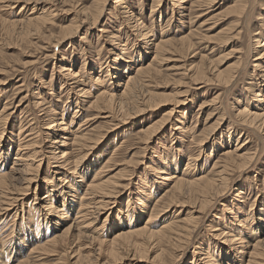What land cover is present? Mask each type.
I'll return each instance as SVG.
<instances>
[{
    "label": "bare ground",
    "instance_id": "obj_1",
    "mask_svg": "<svg viewBox=\"0 0 264 264\" xmlns=\"http://www.w3.org/2000/svg\"><path fill=\"white\" fill-rule=\"evenodd\" d=\"M0 1H3L5 4L7 1H11L13 5H20L22 3L24 8L32 3V8H30L28 16L23 18L20 17V19L12 21L10 26H12V28L26 30V32L32 31L36 33L37 31H43L46 29L49 17L52 16V12L50 11L52 7L59 4L64 5L69 3V0H53L51 5L48 4L47 0ZM197 1L196 8H199L205 0H203L202 4H198V7ZM99 2L97 1V4L101 5ZM104 3H102V7ZM123 3H125L123 0L113 1V5L115 6H121ZM160 4V0H156L152 3V9L158 11V7L161 6ZM95 6L97 5L95 4ZM97 7H95V14H92V17L90 16L91 22H89L92 24L91 27H94L96 22H98L102 13L101 8L99 10ZM35 8H38L37 12H34ZM123 9L126 10L123 14L130 13L128 6L125 8L123 7ZM89 10L92 11L94 9L92 7V10ZM90 11H87V13H90ZM184 14L185 13L182 14V17L185 16ZM85 16L86 15H84V17ZM161 16V13L158 11V18L161 19ZM90 18L86 19L90 20ZM126 19L129 22L130 30H132V32L136 30V36L138 35L142 40L143 48L136 47L135 54L134 52L129 53L126 50V47L128 48V45L133 46L131 44L132 42L129 43V39H126V41H120L118 35H113L111 36V39L113 37L111 40V46H113V49L117 48L120 50L119 53H113L114 56L112 57L111 62L107 65V68H99L100 70L99 73L96 72L97 74H95L96 70L93 71L92 69L86 73V71H82L79 66V70L76 72L72 70L73 68L71 69L72 65L65 70V72H67L66 75H68L69 78H71L70 80L73 81L72 84L74 89L72 90H75L76 97L85 96L88 91L84 88V82H86V85L88 86H93V84H95L97 89L95 93L89 96L90 100L88 101V108L106 114V120L110 119L108 121L113 120L116 117V113L118 114L120 112V114L124 116L121 121L123 124L130 119L132 115L141 114L144 109L149 111V109L157 107L160 103L163 104V102H165L163 97L162 99L164 101L161 98H158V96L149 94V89L147 91L145 90V87L147 86V82L152 80V78L160 72L155 65L160 66L161 64H159V62L166 58L165 56L168 53L176 51H173V43L171 44L169 39H164L159 36V40L154 42L153 38L156 35L154 36V34H151V36H148V32L150 31H147V29H145L147 32H144L143 34V31H140V25L137 22L136 16L132 19L130 17ZM133 19L134 22L130 23ZM81 21L83 22L85 20L81 19ZM125 21L126 20H124V22ZM71 23L73 25V22ZM230 25L231 24L228 26ZM2 27H4V25ZM5 28L6 27H4V30ZM52 32L53 31L50 33ZM256 32L257 33L252 36L254 41L250 52L253 53L254 58L252 59V62H254V64H252L253 70L255 76L259 77L260 83L258 82V79L251 81L245 90V98H242V94L241 96L239 95L236 97L235 100L237 105H239V108L234 112L235 116L238 118L239 125L245 127L246 133L257 131L264 135V39H262L264 35L263 33L260 34L258 31ZM59 34L61 35V38L53 41V44H61L63 41H67L68 37H71L68 36L69 33L67 29L61 28ZM185 38V36L180 38L179 42H186ZM54 39L56 38L54 37ZM120 46L122 47L120 48ZM188 46L190 47L191 43ZM176 49H178V47ZM235 52L236 51H234V53ZM144 60H146V62H144ZM60 61L61 62L59 63H61V65L66 64V56L63 55ZM220 63H223V61ZM63 68L65 67L63 66ZM232 70H234V68H232ZM197 71L199 72V70ZM110 72L111 74H109ZM231 75L232 77L230 79L231 81H234V75ZM202 78H204V76H202ZM3 82L5 81L3 80ZM32 96L33 105L37 109H41L44 105L39 101L40 98L38 97V93L33 91ZM69 97L70 94L66 92V103H69ZM170 97H172V95L169 96V100ZM182 99L183 100L175 99L172 108H170V110L168 109V112L166 111V113L163 114V117L161 115V120L157 122L153 121L154 123L151 124H143V122H140L138 124V130L134 134L135 137L133 136L137 139H135V141L143 143L144 145L149 143L162 127L174 119L173 116L174 114L176 115V111H178L177 109L185 105L187 99H184V97ZM169 100L167 103H170ZM250 101L251 104H249ZM83 102L84 101L78 100L74 102L75 111L70 118L71 120H67V117H65L64 114L70 107H67V109L63 107L52 108V106L48 105V107L40 110L45 111V113H51V117L45 124L46 127L44 128L46 130V133L44 134L45 140H40L38 130L33 127L32 119L26 121L25 124L23 123L24 120L18 123L12 121L13 117L10 116L11 114L8 112L11 104H9V102H3V99H0V264H8L11 255L17 258V264H65L66 259L70 260V264H121L126 260L129 261V264H147L148 262L146 261L148 259V261L151 262L160 260L162 264H175L177 260L176 262L167 261L168 259H164V254L170 252V250L174 251L177 249L178 251V249L182 248L184 242H188L199 226L198 217L195 216L192 211L193 207H191L192 210L188 209V211L186 210L187 212L185 211V217L181 222L168 221L166 224L155 229L154 226L157 224L156 219L161 218L158 222H162L163 211L167 209L172 202H176L178 199L182 202L180 203L184 208L189 204L194 206L195 202L198 201L200 205L198 204L196 208L199 212L195 213H197V215L203 213V211L211 206L215 199H222L225 193L230 190L227 183L229 181L230 173L232 172L231 168L241 169L242 167L247 168L251 166V164L256 161L257 153H249L246 148H244L247 144L238 142V139H235V147L233 146L234 149L223 152L221 160L222 164L220 163L221 166L216 167L217 163L213 164L212 168L218 170L214 171L216 176L212 177L213 175L208 176L209 174L207 172H205V174L201 172L203 170V165L197 166L196 168V164L194 163L197 161V158L200 157L202 150H204L202 147L206 144V137H202V134L201 137L198 138L193 135L194 133H191L188 136V140H190L189 142L195 141L197 143V155L189 154L188 144L182 143L181 139L178 140V142H175V144L177 143L175 152H167L164 146V148H161L162 146H160L162 149L161 153L156 157V160H154L155 157L153 160L152 158L149 160L150 163L147 166V170L144 171L139 178L141 179L140 182L142 184L134 194L135 198H132L134 196L128 197L125 202V211H122L119 207L120 209L117 208L119 210H116L113 216H111L112 212H107L112 209L117 197L121 194L118 193V189L124 187L123 183H121V179L125 174V170L123 169H121L124 171L123 174L121 170H115L116 172H114L112 169L113 162L115 164V157L119 154L117 152L123 151V148L116 149L115 145L117 141L123 137L122 135L130 131L132 128H126L127 130L124 129L123 133L121 130V133L112 134L114 129H106L109 124L105 121L107 125L106 128L103 126V128L106 129H103L104 132H99L96 129L97 132L94 129H91L90 131L85 130V128L83 129V127L89 123V117H82L81 119L83 120L79 125L74 123L78 108H81L80 103ZM53 106L55 107L56 104ZM189 109L190 106H184L183 110H179L178 113L181 116H179V118L175 117L171 127L173 131L188 134L190 131V122L188 119L184 120V118L189 112ZM81 111H83V109ZM84 111L81 115L85 113ZM121 115H119V117H121ZM107 141L109 142L108 146H106L108 148L104 147L105 142ZM232 141V138L229 136L227 142L224 144L229 147L230 142ZM109 146L111 147L110 150L112 153L108 150ZM143 149L145 148L143 147ZM185 151L187 152V158L184 165L185 167L181 170V157ZM140 154L142 153H139V157ZM180 154H182L181 157H179ZM194 156L196 157L194 158ZM130 162L133 163L132 161ZM44 164L47 166L46 170H42ZM39 173L44 175L42 177L43 180L41 181L39 180ZM254 188L256 189L255 191H257L256 194L260 193L261 195L263 193L264 195V179L263 183L261 180V186L256 185ZM233 191L236 192V197H239L240 195L244 196V194L247 196L248 194V188L243 186H237ZM40 192H44L45 195L40 199H37ZM28 202H30V206L25 208L27 205L26 203ZM166 202H168V205L166 204L167 206L164 205ZM148 203L152 204L151 208L148 207ZM260 203L259 209L255 211L256 216L251 215V210L246 211L244 214V212L241 213L240 211L242 209L241 207L230 209L222 205L225 210L229 211V215H226L225 218H223L225 220L224 222L221 221L222 228L218 230L219 233L215 234V236L220 237L222 241L221 243L225 247H216V244L212 247L210 244L196 246L194 250L196 251V256L199 257L198 260L196 261V256L193 254L190 260L191 263H185V261L183 264H197V262H200V264H264V232L262 233L260 230L262 229V226H264V202L262 203V200H260ZM109 206L112 207L108 208ZM249 206L251 207L253 204L251 203ZM11 213L14 217L13 223L16 222V217L19 220L18 216L20 217V215H22L20 217L22 219L19 224L15 223V230L13 228L6 233L7 230L3 228H6L5 222ZM101 215L106 216L103 219L102 225L100 223L98 226L101 219L99 217ZM143 218H145L144 223H142ZM214 218L219 219L217 216ZM107 221L111 225V232L113 231L110 239L103 237L104 233L102 228ZM213 231L216 232V230ZM10 236H12V238H10ZM182 239H186V241ZM149 249H151V251L152 249H156L153 253V257H151V255L148 256ZM49 257H53L54 259L49 260L51 262L48 263L47 261ZM174 257L176 259L178 256L175 255Z\"/></svg>",
    "mask_w": 264,
    "mask_h": 264
},
{
    "label": "rangeland",
    "instance_id": "obj_2",
    "mask_svg": "<svg viewBox=\"0 0 264 264\" xmlns=\"http://www.w3.org/2000/svg\"><path fill=\"white\" fill-rule=\"evenodd\" d=\"M94 1L95 0H71V1L69 0V3H66L64 5H60V4L55 5L50 10L52 12V16L49 17V21L51 20L50 22L48 21L49 26L47 25L46 29H44L43 31H37V33L39 34L32 31L26 32V30H21L19 28H12V26H10V23L12 21L14 20L16 21L20 19V17L23 18L28 16L30 12V8H32V3L29 4L30 6L28 5L26 8H24L22 3L20 5H13L11 1H7L6 4L3 1H0V44L3 45V46L0 45V99L1 100L3 99V102H7V103L9 102V104H11L8 112L11 114L10 116L13 117L12 121L18 123L24 120L23 123L25 124L26 121L32 119L33 127L38 130L40 140H45V135H44L46 133V130L44 129L46 127L45 124L48 122V120L51 117V113H45V111H40V110L48 107V105L52 106V108L63 107L67 109V107H70L64 113L65 117H67L68 120L71 118V116L75 111L74 102L76 100L84 101V102L80 103L81 108H78L76 117L74 119V123H77V125H79V123L81 124L83 120L81 118L85 116L89 117L90 119L89 123L85 127H83V129L85 128V130H89V131L91 129L94 130L96 129L99 132H104V130L106 129L109 130L111 128L114 129V131H112V134H116V133H121V130L123 133L124 129L127 130L126 128H132L130 129V131L122 135L123 137L120 139L121 141L118 140L115 145L116 149L123 148V151L117 152L119 154L115 157L114 160L115 164L113 162L112 166L114 168L112 167V169L114 170V172L118 170L120 171L121 169L125 170V174L123 175L124 177L121 179V183H123L124 187L125 186L126 187L125 188L121 187L120 189H118V193L121 194L117 197L114 206L108 207V208L112 207V209H110V211L107 212V213L112 212L111 216H113L116 210H119L120 208L122 209V211H125V205H126L125 202L127 198L130 196L131 197L134 196L139 186L142 184L140 182L141 179H139L140 176L144 171L147 170V166L150 163L149 160H151V158L153 160L154 157H155L154 160H156V157H158L162 151L161 148L165 147V150L167 152L168 151L169 152L171 151V153L175 152V147H177V143L175 144V142H178V140L181 139L182 143L188 144V149L190 152L189 154L197 155L198 154L197 151L198 149L196 146L197 143L195 141L189 142L190 140H188V136L191 133L192 134L194 133L193 135H195L198 138L201 137L202 134V137H206V141H205L206 144L204 145V147H202L204 148V150H202L200 157L197 158V161H195L194 163L196 164L195 165L196 168L197 166L203 165L202 168L203 170L201 172H203L204 174L205 172H207L209 174L208 176L213 175L212 177H215L216 175L214 171L218 169L212 168L213 164L217 163L216 167L221 166L222 164L221 160L223 157L222 154L224 151H231L234 149L235 147L234 140L238 139V142L247 144L245 145L244 148H246V150L249 153H257L256 161L247 168L246 167L245 168L242 167L241 169L231 168L232 172L230 173L229 181L227 183L230 190H228L227 193H225L222 199L221 198L215 199L207 210L203 211V213L198 215L197 213H195V212H199L197 211L198 209L196 208L199 204L198 201H196L197 203L195 202L196 206L195 205L192 206V204H189L187 206L188 208L187 207L184 208L182 207L181 204L182 202L178 199L176 200V202H172L171 205L169 204L170 206L163 211L162 222H158L160 221L161 218L156 219L157 224H155L154 226L155 229L161 227L163 224H166L168 221L181 222L184 219L185 213L188 211V209L192 210L191 207H193L192 211L195 214V216L198 217V221H199V226L197 230L195 231L193 236L188 240V242L186 241V239H182L186 242L182 244L181 249H178V251L177 249H175L174 251L170 250V252H166L164 254V259L166 260L168 259L167 261L176 262L177 260L175 264H183L185 261H186L185 263L187 262L191 263L190 261L191 256L196 253V251L194 250L196 246L198 247L201 244L202 245L210 244V246L212 247L216 244V247L217 246H222L223 248L225 247L222 245L221 243L222 241L220 237L215 236V234L219 233L218 230L222 228L221 221L224 222L225 219L223 218H225L226 215H229L228 213L229 211L225 210L223 206H226L227 208L230 209L241 207L242 209L240 211L241 213L244 212V214L246 211L251 210V215L256 216L255 211L259 209V206L261 204L260 200H262V203L264 202L263 193L261 195L260 193L256 194L257 191H255L256 189L254 188L256 187V185L261 186V180L263 183V179H264L263 178L264 177V135L257 131L246 133L245 127L239 125L237 120L238 118L235 116V112H234L236 111L237 108H239L238 107L239 105H237L235 100L236 97H238L239 95L241 96L242 94V98L243 99L245 98V90L248 87V84L251 83V81H255L256 79H258V82L260 83L259 77L255 76L253 70L252 64H254V62H252L253 61L252 59L254 58H253V53L250 52L251 51L250 49H252L253 41H254L252 36L255 33H257L256 31H258L260 34L263 33L264 35V19H263L264 0H247V1L246 0H242V1L241 0H235V1L205 0L204 2L203 0H201V2L200 0L199 1L160 0L161 6L158 7V11L162 15L161 19L158 18V11L152 9V3L155 2L156 0L155 1L154 0H123L125 3H123L124 5L122 4L121 6L113 5V1L115 0H105V1L97 0L98 2L102 1L99 2L101 3V5L100 4L98 5L97 1H95L96 3ZM196 1H197V7L198 4H202L203 2L202 6L200 5L199 8H196ZM47 2L48 4L51 5L53 0H49V1L47 0ZM104 2H106L107 4ZM102 3H104L103 7H102ZM95 4L99 7L95 6ZM93 5L97 7V9L99 10L101 8L102 13L101 16L99 17L98 22H96L94 27H91L92 24L90 23L91 22L90 16L92 17V14H95L94 11H96ZM126 6L129 7V12H130L129 14L131 15L133 14L132 16L129 14H123L124 12H126V10L123 9V7L125 8ZM92 7L94 10H92ZM88 8L91 9L92 11H90ZM35 9L34 12H37L38 8ZM87 11H90V13L89 12L87 13ZM183 13H185L184 17H182ZM84 15H86L85 16L86 18H90V20L86 19ZM135 16L138 24L140 25L139 26L140 31H143V34L144 32L150 31L151 33L148 32L149 33L148 36H151V34L152 35L154 34V36L156 35L153 38L154 42L155 41L157 42L159 40L160 38L159 36H161L164 39L166 38L169 39L171 41V44L173 43L172 44L173 51L174 50L176 51L168 53L165 56L166 58H164L161 62H159V64H161L160 66L155 65V67H158L160 72L157 73L156 76L152 78V80L147 82V86L145 87V90L148 91L149 89L148 91L149 94L158 96V98L161 99L163 97L165 102H163V104L160 103L157 107L149 109V111L144 109L142 110L141 114L132 115L131 118L128 119L123 124L121 123V121L123 120L124 116H122L120 112L118 114L121 115V117H119V115L116 113L115 116L118 118L115 117L113 119L114 121L113 120L108 121L110 119L106 120L105 118L106 114L101 113L99 111H93L88 108L89 106L88 101L90 100L89 96L95 93L97 89V86H95V84H93V86H88L86 85V82H84V86H85L84 88L87 89L88 91L86 92L85 96L76 97L77 95L75 94L76 93L75 90H72L74 89L73 88L74 86L72 84L73 81H71L70 80L71 78H69V76L66 75L67 72H65V70L70 68V66L72 65L71 69L73 68L72 70L76 72L79 70L78 68L80 67L81 70L82 71L85 70L86 73L90 69H92L93 71L96 70L95 74H97L96 72L99 73L100 69L107 68V65L111 62L114 54L119 53L120 50L117 48L113 49V46H111V40L113 39V37L111 39V36L113 35L114 36L118 35L120 37L119 39L120 41H126V39H129L128 42L129 43L132 42L131 44L133 46L128 45V48L126 47V50L129 53L134 52L135 54L137 48H143L142 40L138 37V35L136 36L137 33L136 30L133 31L134 32L133 34L132 30H130L129 28L130 27L129 22L126 19L128 17L132 19ZM81 19L82 20L84 19L85 21L82 22ZM124 20H126L127 23L126 21L124 22ZM71 22H73V25ZM131 22H134V19L131 20L130 23ZM70 23H71V27H70ZM1 24H3L4 27H6L5 30L4 27H2L3 25ZM229 24L231 25L228 26ZM61 28L67 29L69 33L68 36L71 37H68L67 41H63L61 44H55V43L53 44V41H56L58 38H61V35L59 34L61 32ZM145 29H147V31ZM49 30L53 32L50 33L51 31ZM29 34L32 35L33 37L30 36ZM184 36L186 37L185 38L186 42L184 43L179 42V39L183 38ZM54 37L56 39H54ZM262 39H264V37ZM88 41L90 42V45ZM197 41L200 43H198ZM190 43L191 46L189 47L188 45H190ZM121 47L122 46H120V48ZM177 47L178 49H176ZM234 51L236 52L234 53ZM63 55L66 56L67 63L61 65V63L59 62H61L60 60ZM146 60H144V62H146ZM222 61L223 63H220ZM63 66L65 68H63ZM232 68H234V70H232ZM197 70H199V72ZM109 74H111V72ZM231 74L234 75V81H231L230 79L232 77ZM202 76H204L205 79L202 78ZM3 80L5 82H3ZM33 91H36L38 93L39 95L38 97L40 98L39 101H41V103L44 105L41 109H37L33 105V96H32ZM66 92L70 94L69 97L70 100L68 99L69 103H66ZM171 95L172 97H170L169 100V96ZM42 96L44 97V99ZM183 97L184 99H187V102H185L184 106H190L189 112L186 114L184 118V120L188 119V121L190 122L191 128L189 127L190 131L188 132V134L184 132L182 134V132L180 133L177 131H173L171 128L175 117L179 118V116H181L178 113L179 110H183L184 108V106H181L182 108L180 107L179 109H177L178 111H176V115L174 114L173 116L174 119H172L170 123L162 127L157 132L155 137H153L150 140L149 143H146L144 145L143 143H138V141H135L136 138H134L135 137L134 134L137 132L138 124L140 122H143V124H149V123L151 124L161 120L163 114L166 113V111L168 112V109L170 110V108H172V105L174 103L173 101H175V99L183 100L182 99ZM215 97H216L215 99L216 101L214 100ZM167 99L169 100L170 103H167L168 102ZM54 104H56L55 107L53 106ZM249 104H251V101L249 102ZM82 109L83 111L84 110L86 111H84L85 113L81 115V113L83 112L81 111ZM105 121L109 125H107ZM103 126H105L106 129L103 128ZM131 130H135V131H131ZM229 136L232 138L233 141L230 142V146L227 147V145H225L224 143L227 142ZM108 144H109L108 141L105 142L104 147L108 146ZM110 146L108 150L111 152L110 149L112 146L111 147ZM160 146L162 147L160 148ZM143 147L145 149H143ZM139 153H142L140 154V157L138 156ZM184 154L183 155L180 154L179 156L181 157L182 155L181 157L182 164L180 167L181 170L182 168L184 169L185 167L184 165L187 158L186 151L184 152ZM195 157L196 156H194V158ZM130 161H132L133 163H131ZM46 169L47 166L44 164V168L42 170H46ZM123 170H121L122 174L124 173ZM43 176L44 175L42 173L41 174L39 173L40 181L43 180L42 179ZM236 184L237 186H243L245 188H248L247 196H245L244 194V196L240 195L239 197H236L237 194L236 192L233 191V189L237 187ZM44 195H45L44 192H40L37 196V199H40ZM29 197H30V193H29ZM132 198H135V196ZM251 203L253 204L254 207L249 206L251 205ZM26 204L27 205L25 208L30 206V202ZM166 204L168 205V202H166L164 205L167 206ZM151 205L152 204L148 203V207L151 208ZM21 216L22 215H20V217ZM105 216L106 215H101L99 217L101 219L100 222L98 223V226L100 225V223L102 225ZM215 216H217L219 219H215L214 218ZM20 217L18 216L19 220L16 217L15 219L16 222L14 223H13L14 217L12 213L7 217L5 222L6 228H3L7 230L6 233L12 230L13 228L15 230L16 228L15 223L19 224L21 222L22 218ZM145 218H143L142 223L145 222L144 221ZM110 227L111 225L107 221V223L102 228V231L104 233L103 234L104 238L107 237V239H110L111 234H113V231L111 232ZM213 230H216V232ZM260 230L263 233L264 226H262V229ZM10 238H12V236H10ZM155 250L156 249H152L151 251V249H149L148 256L151 255V257H153L154 256L153 253L155 252ZM174 254L178 256L176 259L174 257L175 256ZM198 258L199 257L196 256V261L198 260ZM51 259L54 258L49 257L47 262L48 263L51 262L49 261ZM148 260L146 261L148 262L147 264H162L160 260L159 261L157 260L155 262L153 261L151 262ZM17 262H18L17 258L11 255L8 264H17ZM65 264H70V260L66 259ZM121 264H129V261L126 260ZM141 264H145V263H141ZM197 264H200V262H197Z\"/></svg>",
    "mask_w": 264,
    "mask_h": 264
}]
</instances>
